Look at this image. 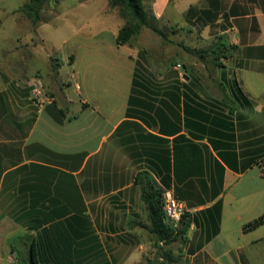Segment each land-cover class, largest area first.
Wrapping results in <instances>:
<instances>
[{
  "label": "crops",
  "instance_id": "crops-1",
  "mask_svg": "<svg viewBox=\"0 0 264 264\" xmlns=\"http://www.w3.org/2000/svg\"><path fill=\"white\" fill-rule=\"evenodd\" d=\"M196 4L236 47L214 75H147L133 47L119 91L76 102L59 65L41 78L37 43L15 76L3 57L0 264H138L157 244L140 173L184 204L183 264H264V224L247 228L264 214V0Z\"/></svg>",
  "mask_w": 264,
  "mask_h": 264
},
{
  "label": "rangeland",
  "instance_id": "rangeland-1",
  "mask_svg": "<svg viewBox=\"0 0 264 264\" xmlns=\"http://www.w3.org/2000/svg\"><path fill=\"white\" fill-rule=\"evenodd\" d=\"M196 1L142 0L148 20L165 33L166 39L143 27L130 46H117L115 31L123 21L117 17L116 9L107 7V0H59V3L47 0L36 25L18 12L28 5V0H0V49H4L0 51V61L10 56L7 62L11 63L15 76L20 73V47L37 43L41 78H46L49 66L59 65L60 81L70 83L61 86L62 91L76 102L84 98L92 84L96 93L119 91V79L129 75L131 62L127 57L133 47L147 75L177 76L180 71L173 69L176 64L187 75H214V67L207 60L183 49L199 50L217 38L213 34L220 24L210 20L220 12L202 13L197 10ZM70 57L74 63L69 62ZM74 109L71 105L72 112ZM156 245L138 264H147L148 260L155 264H183L178 254V248L183 247L181 242L165 246L164 250ZM261 247L264 250V244ZM165 250L170 251L174 261L163 257Z\"/></svg>",
  "mask_w": 264,
  "mask_h": 264
},
{
  "label": "trees",
  "instance_id": "trees-1",
  "mask_svg": "<svg viewBox=\"0 0 264 264\" xmlns=\"http://www.w3.org/2000/svg\"><path fill=\"white\" fill-rule=\"evenodd\" d=\"M47 0H28V5L20 9L18 12L23 14L33 25H36L40 20L42 6ZM108 6L116 9L119 18L123 21L116 33L115 43L117 46L128 45L131 40L135 38L143 27H148L157 36L166 39L165 33L150 23L147 12L143 6L142 0H107ZM59 3V0H54ZM183 49L201 60L211 62L213 67L221 68L223 66L222 60L229 58V56L236 49L235 46L230 45L224 36H218L215 41L207 47L199 50H191L187 47ZM147 176L145 173H140L135 178V183L140 186L141 199L145 206L147 217L149 220V230L155 236L157 245L161 243V248L170 246L179 241L183 245L186 242V234L191 224V219L187 215H183L179 225L176 228L171 227L164 221L163 213V190L152 180L147 179L143 182V177ZM213 209L219 214L220 203L216 204ZM264 224V214L249 224L247 228H256ZM216 233V231H215ZM164 250V249H163ZM163 257L169 262L174 261L170 251L165 250ZM163 258V259H164ZM32 263H35L32 258ZM147 264H155V261L148 260Z\"/></svg>",
  "mask_w": 264,
  "mask_h": 264
},
{
  "label": "built area",
  "instance_id": "built-area-1",
  "mask_svg": "<svg viewBox=\"0 0 264 264\" xmlns=\"http://www.w3.org/2000/svg\"><path fill=\"white\" fill-rule=\"evenodd\" d=\"M175 69L181 71L182 67L180 64H176ZM33 95L37 102L43 103L46 100L45 96L39 90H35ZM260 168L261 174L264 176V165ZM162 209L164 213V221L171 227L176 228L179 225L182 216L185 214L184 204L178 201L170 190H164Z\"/></svg>",
  "mask_w": 264,
  "mask_h": 264
}]
</instances>
